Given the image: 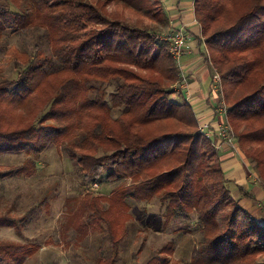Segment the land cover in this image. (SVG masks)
Wrapping results in <instances>:
<instances>
[{
	"label": "trees",
	"instance_id": "1",
	"mask_svg": "<svg viewBox=\"0 0 264 264\" xmlns=\"http://www.w3.org/2000/svg\"><path fill=\"white\" fill-rule=\"evenodd\" d=\"M150 4L0 0V51L10 31H40L34 53L7 48L14 75L0 68V155H26L20 164L0 165V179L32 175L41 153L59 145L84 179L132 181L68 217L81 236L99 230L109 236L111 253L98 264L120 259L128 198H157L165 228L172 219L192 220L198 235L187 264H259L264 223L231 194L216 147L195 130L189 104L169 96L178 66L169 43L156 37L158 25H168L165 11L161 5L153 12ZM194 15L221 76L237 147L264 185V0H194ZM229 205L220 223L216 209ZM0 226L19 232L18 221L7 215H0ZM37 249L0 239V264H23ZM157 258L145 264L168 261Z\"/></svg>",
	"mask_w": 264,
	"mask_h": 264
},
{
	"label": "rangeland",
	"instance_id": "2",
	"mask_svg": "<svg viewBox=\"0 0 264 264\" xmlns=\"http://www.w3.org/2000/svg\"><path fill=\"white\" fill-rule=\"evenodd\" d=\"M150 8L156 13H160L162 9L155 0H151ZM144 21L152 25L156 22L147 18H144ZM166 27L158 25L162 32L157 35H166ZM39 33L38 30L8 33L3 40L4 49L0 51V68L3 75L9 77L14 75V67L6 52L7 48L14 45L34 53ZM158 39L163 40L159 37ZM39 44L41 47H47L43 40H40ZM168 47L170 48L169 44ZM207 51L212 73L220 78V100L228 107L221 76L212 64L210 50ZM179 74L178 68V77ZM174 88L173 85L172 91ZM111 90L112 87L107 88V91ZM169 96L172 97V94ZM227 119L234 133L233 145L237 147L236 132L228 114ZM195 127V130H198V126ZM241 156L248 164L252 179L255 178L259 182L253 163L245 159L242 153ZM25 159V154L7 153L0 155V165L20 164ZM131 182L130 179H119L98 183L84 179L63 147L51 146L37 158V170L32 175H12L0 179V215L10 216L19 223V232L12 226H0V239L38 245V249L33 255L26 257L23 264H98L101 256L111 253L109 236L101 230L90 231L81 236L74 225H68V217L74 215L82 203L90 201L93 197L97 198L98 195L109 197L112 190L119 185L126 186ZM105 203L103 199L99 201L101 205ZM215 205L216 203L212 207ZM230 205L225 209H216L220 223ZM127 213V229L120 242V259L117 264H145L155 256L158 257L157 260L166 257L168 259L166 264H187L190 261L198 235V231L193 228L192 220L172 219L165 228L164 208L157 198L149 202L128 198ZM86 214L85 210L81 216L82 221L85 220ZM171 244H173L171 252H158L161 249H168ZM259 264H264V258L260 259Z\"/></svg>",
	"mask_w": 264,
	"mask_h": 264
},
{
	"label": "crops",
	"instance_id": "3",
	"mask_svg": "<svg viewBox=\"0 0 264 264\" xmlns=\"http://www.w3.org/2000/svg\"><path fill=\"white\" fill-rule=\"evenodd\" d=\"M160 1L168 18L167 32H163L171 33L182 27L187 35V46L178 67L179 79L174 85L171 98L189 104L197 121L198 131L202 129V134L207 133V138L216 147L221 170L229 180L231 194L239 206L264 223V185L260 180L259 183L255 178L252 179L239 148L223 142L219 134V125L225 117L220 111L222 101L212 81L213 73L201 27L194 15V0Z\"/></svg>",
	"mask_w": 264,
	"mask_h": 264
},
{
	"label": "built area",
	"instance_id": "4",
	"mask_svg": "<svg viewBox=\"0 0 264 264\" xmlns=\"http://www.w3.org/2000/svg\"><path fill=\"white\" fill-rule=\"evenodd\" d=\"M159 38H162L169 42L170 45V53L177 63V66L179 67L180 58L184 53V50L187 46V35L182 27L176 28L171 33H167L166 35H157ZM212 81L214 85L216 86L217 90L220 91V78L217 77V75L212 74ZM220 111L224 115V120L219 125V134L223 142H227L230 144H233L234 140V133L232 130V127L227 119V107H225L224 101L221 102ZM202 132V129L199 131ZM205 134L206 137H208L207 133Z\"/></svg>",
	"mask_w": 264,
	"mask_h": 264
}]
</instances>
